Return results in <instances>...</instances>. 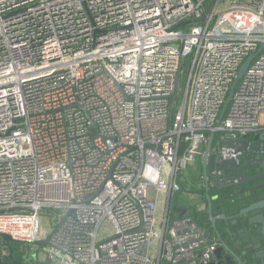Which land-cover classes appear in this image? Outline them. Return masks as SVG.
<instances>
[{
    "label": "built area",
    "instance_id": "2783aa9c",
    "mask_svg": "<svg viewBox=\"0 0 264 264\" xmlns=\"http://www.w3.org/2000/svg\"><path fill=\"white\" fill-rule=\"evenodd\" d=\"M263 43L264 0H0V240L33 243L23 264L207 260L170 199L212 131L210 188L245 178L222 161L264 139Z\"/></svg>",
    "mask_w": 264,
    "mask_h": 264
},
{
    "label": "water",
    "instance_id": "95a60500",
    "mask_svg": "<svg viewBox=\"0 0 264 264\" xmlns=\"http://www.w3.org/2000/svg\"><path fill=\"white\" fill-rule=\"evenodd\" d=\"M204 18L205 15H202L195 20ZM185 23L186 22H183L182 25ZM262 47H264V43L258 51H260ZM258 51L249 55L240 66L232 89L222 109L221 117L228 106L238 79L242 76L250 60ZM214 136L215 131H212L209 135L202 157L203 185L210 227L205 226L207 231L204 234H199L196 240L201 241L200 247L202 250L199 253V257L203 255V249L207 245L214 243L215 247L209 252V258L205 261H199L198 264H264V152L258 153V155L251 160L246 151V146L248 145L246 139L242 138L231 143V145H235L244 151L242 156L239 157L241 165L236 166L237 161L233 158L223 159L222 163L225 165L228 172H243L245 178L229 186H245L243 188H246V192L239 198V202L237 203L238 211L236 213L232 215H226L224 213L216 215L213 212L212 199L217 197V195L212 196L210 194L211 188L208 182L209 172L214 168L215 153L212 149ZM259 136L260 135L257 134L255 138L258 139ZM252 146L256 148L258 145L253 143ZM228 165H232V167H227ZM229 186L226 184H219L217 189L221 190ZM181 191H183V187H180L178 190L179 193ZM90 197L91 195L85 196L86 199ZM184 215L190 216V210H187ZM61 222L62 219L54 225V229H57L61 225ZM197 224L199 223L197 222ZM193 230L194 233H199L197 227H194ZM185 231H191L190 227H186L183 232ZM178 232L180 233L181 231ZM3 237L7 241L12 240L8 234H3ZM192 240L193 239L190 241ZM48 241L49 236L44 239L36 240L35 244L42 245ZM12 261L13 264H22L21 260L13 257Z\"/></svg>",
    "mask_w": 264,
    "mask_h": 264
},
{
    "label": "trees",
    "instance_id": "16d2710c",
    "mask_svg": "<svg viewBox=\"0 0 264 264\" xmlns=\"http://www.w3.org/2000/svg\"><path fill=\"white\" fill-rule=\"evenodd\" d=\"M179 182H180V186L185 189H188L192 192H195V190L190 186L192 184H190V180H188V178L184 177L183 173L181 175V177L179 178ZM192 188V189H191ZM240 187H235V186H229V187H225L221 190H218L217 188H213L210 191V194L212 196L217 195V197L212 199V205H213V212L216 215H220L222 213L226 214V215H232L234 213H236L238 211L237 208V203L232 202L230 200V198L232 197V195L236 192V190H239ZM202 198L206 200L205 197V189H204V185L202 184V187L200 189ZM179 192L177 191L171 199V207H170V218H177V217H181L184 215V213L187 210H190V214L191 216L202 226H206V227H210V223H209V217L207 214V211H198L196 210V207L191 204V203H187L184 200H181L179 198ZM207 203V201H206ZM177 207L179 208V210L177 209ZM3 241L5 243H9L10 241H7L5 238H3ZM12 249H15L14 246H10ZM15 253V250H13ZM12 257L19 259L16 257V255L14 256H9V258H6V263H12ZM20 260V259H19Z\"/></svg>",
    "mask_w": 264,
    "mask_h": 264
},
{
    "label": "rangeland",
    "instance_id": "374dc122",
    "mask_svg": "<svg viewBox=\"0 0 264 264\" xmlns=\"http://www.w3.org/2000/svg\"><path fill=\"white\" fill-rule=\"evenodd\" d=\"M201 157L200 156H197V158L192 162L190 163V165H188L186 168H184L182 170V173L184 175V177L188 178V180H190V185L194 190L195 192H192L188 189V186H187V189L184 190L183 188V193H186L185 195H187L189 198H191V200H193L194 202L191 203L195 206L196 204V200L197 198L195 197V193H198V194H201L200 192V189L202 187V181H201V174H202V166H201ZM191 188V189H192ZM181 192L179 194V198L181 200H183V196H181ZM172 199V197H171ZM171 199H170V203H169V206L171 207L172 203H171ZM177 209L179 210V208L177 207ZM47 220V215L46 214H42L41 215V221H42V225L44 226H47L50 228V225H48V223L46 222ZM27 245H30L32 248L33 247V243H26V242H15L14 240H11L9 243H5L4 241H1L0 240V258L1 260H4L5 259V251H9L11 250V247L10 246H14L15 249L14 250H18L20 248H25Z\"/></svg>",
    "mask_w": 264,
    "mask_h": 264
},
{
    "label": "flooded vegetation",
    "instance_id": "af4514ba",
    "mask_svg": "<svg viewBox=\"0 0 264 264\" xmlns=\"http://www.w3.org/2000/svg\"><path fill=\"white\" fill-rule=\"evenodd\" d=\"M263 152H264V139L261 138V143L256 147V155H258V153H263ZM243 187H245V186H241L240 189L236 190V192L232 195V197L230 198V200L232 202L238 203L241 195L245 194L246 188L244 189ZM13 250L14 249L11 248V250L5 251V259L1 260V258H0V264H7L5 260H6V258H9V256L16 255V257L19 259H21L23 257L22 251L15 250V253H14ZM9 264H13V262L9 263ZM24 264H46V263L45 262H39L38 260L33 259L32 261L30 260L29 262L24 261Z\"/></svg>",
    "mask_w": 264,
    "mask_h": 264
},
{
    "label": "crops",
    "instance_id": "0c3cea01",
    "mask_svg": "<svg viewBox=\"0 0 264 264\" xmlns=\"http://www.w3.org/2000/svg\"><path fill=\"white\" fill-rule=\"evenodd\" d=\"M201 161H202V159H201ZM201 166H202V163H201ZM186 193H183V192H181V196H183L184 198H183V200L185 201V202H187V203H193L194 201L193 200H191V198H189L187 195H185ZM195 197L197 198V200H196V204L197 203H200V204H202V203H206V200L205 199H203L200 195H197V193H195ZM207 204V203H206ZM196 206V205H195Z\"/></svg>",
    "mask_w": 264,
    "mask_h": 264
}]
</instances>
